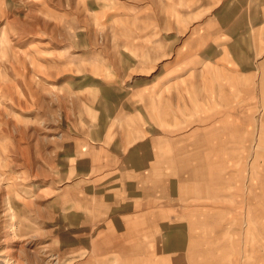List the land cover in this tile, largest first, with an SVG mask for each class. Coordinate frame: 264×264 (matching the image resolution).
<instances>
[{"label": "rangeland", "instance_id": "374dc122", "mask_svg": "<svg viewBox=\"0 0 264 264\" xmlns=\"http://www.w3.org/2000/svg\"><path fill=\"white\" fill-rule=\"evenodd\" d=\"M249 1L0 0V264H150L153 244L120 241L123 228L109 225L120 221L110 205L123 198L122 160L150 124L176 125L178 113L191 118L184 126L202 123V100L209 112L230 110L188 69L200 47L221 53L210 32L238 17L211 11ZM257 37L235 34L231 47L250 53ZM258 67L255 83H238V129L209 132L216 147H201L217 154L207 180L220 194L201 216L215 225L195 228L185 264H264ZM220 116L229 128L231 115Z\"/></svg>", "mask_w": 264, "mask_h": 264}, {"label": "crops", "instance_id": "0c3cea01", "mask_svg": "<svg viewBox=\"0 0 264 264\" xmlns=\"http://www.w3.org/2000/svg\"><path fill=\"white\" fill-rule=\"evenodd\" d=\"M223 4H218L211 13L238 14V17L233 19L228 15L215 33L210 32L214 35L215 48L221 53L213 57L208 47H200L196 55L197 68L188 71L201 72L200 83L215 84V98L230 99V110H227L228 107H224L226 110L219 107V111L209 112L207 101L202 100L199 107V113L205 116L202 117V123L194 119L195 124L184 126L187 122L192 123L191 118L189 114L178 113V127L174 124L175 120L166 122L169 126L164 129L158 127L157 123L154 127L150 124L141 131L142 134L128 148L122 160L125 187L119 190L123 198L119 199L117 205H110L111 210L114 207L118 209L120 221L111 219L109 225L116 228L118 223L123 228L118 232L115 229L114 232L120 241L153 244L151 256H144L150 259V264H185L189 257L192 258V243L199 240L200 232L195 228L215 225L206 223L207 219L201 216L211 209L210 202L219 198L220 193L215 184L211 183V187L207 180L208 177L216 176L217 154H212V151L202 153L201 147H216L215 139L209 132L238 129V83L244 78L255 83V66L261 68L257 81L262 83L264 100V0H252L240 4L239 9L226 11L219 9ZM203 9L200 6L197 12ZM206 25L201 27L206 31L205 36ZM235 34L241 37L252 34L253 39L255 35L258 36L257 44L254 43L250 53L246 46L238 50L231 47L240 40L231 38ZM219 35L226 37L224 42L219 43ZM205 67L210 70H205ZM186 78L188 75L182 76L179 81ZM207 93L206 90L205 96L201 98L207 100L214 97L210 93L208 98ZM208 113L219 116L230 114V127H224L223 116L218 120L221 125L213 122L208 124ZM144 247L148 248L146 245Z\"/></svg>", "mask_w": 264, "mask_h": 264}]
</instances>
